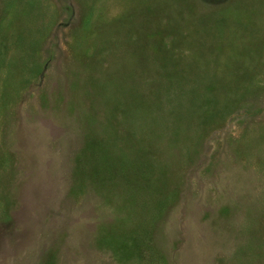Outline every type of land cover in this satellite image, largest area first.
Returning <instances> with one entry per match:
<instances>
[{
	"label": "rangeland",
	"instance_id": "374dc122",
	"mask_svg": "<svg viewBox=\"0 0 264 264\" xmlns=\"http://www.w3.org/2000/svg\"><path fill=\"white\" fill-rule=\"evenodd\" d=\"M0 264H264V0H0Z\"/></svg>",
	"mask_w": 264,
	"mask_h": 264
}]
</instances>
